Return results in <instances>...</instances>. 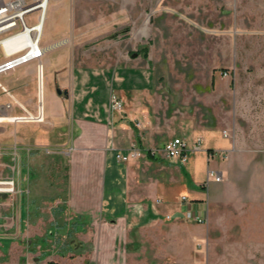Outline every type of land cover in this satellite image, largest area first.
<instances>
[{
	"label": "rangeland",
	"instance_id": "obj_1",
	"mask_svg": "<svg viewBox=\"0 0 264 264\" xmlns=\"http://www.w3.org/2000/svg\"><path fill=\"white\" fill-rule=\"evenodd\" d=\"M39 44L41 57L0 74V115L34 117L0 121V264H88L96 252L99 234L69 209L70 100L57 94L63 106L36 119L38 65L47 106L56 57L68 70L139 66L161 131L185 120L229 139L207 191L202 264H264V0H49Z\"/></svg>",
	"mask_w": 264,
	"mask_h": 264
},
{
	"label": "crops",
	"instance_id": "obj_2",
	"mask_svg": "<svg viewBox=\"0 0 264 264\" xmlns=\"http://www.w3.org/2000/svg\"><path fill=\"white\" fill-rule=\"evenodd\" d=\"M60 58L47 70V106L42 79L39 107L43 117L54 116L63 103L53 86L67 81L75 131L66 171L69 209L99 234L88 264H202L206 223H190L183 213L190 209L207 217V191L216 184L208 170L221 172L218 158L231 141L216 129L185 120L161 131L159 122L151 121L156 103L152 77L139 66L68 70L59 66ZM111 93L123 111L112 107ZM172 137L185 141L184 161L156 153ZM130 143L141 148L144 158L118 161L115 152L126 151Z\"/></svg>",
	"mask_w": 264,
	"mask_h": 264
},
{
	"label": "built area",
	"instance_id": "obj_3",
	"mask_svg": "<svg viewBox=\"0 0 264 264\" xmlns=\"http://www.w3.org/2000/svg\"><path fill=\"white\" fill-rule=\"evenodd\" d=\"M31 4L32 3L29 2V0H0V42L2 39L15 35L21 32L26 26H29L26 21V15L29 12L36 10L32 8ZM37 21H38V15H37ZM0 51L3 56V59L0 61V74L13 70L16 67L33 59H38L43 54L38 50L32 54H28L24 50L23 51L17 50L15 52L5 53V51L1 46V43H0ZM0 88L5 90V86L1 82H0ZM110 102L114 109L120 112L123 111L122 102L116 96L115 93L110 94ZM161 150L167 157H177L181 161H184L186 158V154H185L186 143L180 137H172L164 141ZM156 151H159V149H156ZM143 152L145 151L143 150ZM142 155H143L142 150L136 143H130L126 151L118 150L115 152L116 159L118 161H123V162L138 159ZM220 155L222 156V153H220ZM208 176L212 177L214 181H217L221 177V172L218 170L209 169ZM4 183L12 184L11 181H5ZM6 190H9V188L7 187ZM181 199L186 200V196L183 195ZM183 217L186 221L192 223L206 222V217L190 209H186L184 211Z\"/></svg>",
	"mask_w": 264,
	"mask_h": 264
},
{
	"label": "bare ground",
	"instance_id": "obj_4",
	"mask_svg": "<svg viewBox=\"0 0 264 264\" xmlns=\"http://www.w3.org/2000/svg\"><path fill=\"white\" fill-rule=\"evenodd\" d=\"M49 0H34L31 4L32 8L38 9V21L33 23L32 25L26 26L21 32L12 35L8 38H4L1 40V46L5 53L15 52L17 50H24L28 54H32L35 51H43L46 47H42L39 44V40L42 34L43 25L46 16V10L48 6ZM39 95L41 94V82H42V68L39 64ZM42 117V110L39 107V114L36 117L37 120L41 119ZM23 118H34L33 116L29 117H19L13 115H0V121H14L16 119H23Z\"/></svg>",
	"mask_w": 264,
	"mask_h": 264
},
{
	"label": "water",
	"instance_id": "obj_5",
	"mask_svg": "<svg viewBox=\"0 0 264 264\" xmlns=\"http://www.w3.org/2000/svg\"><path fill=\"white\" fill-rule=\"evenodd\" d=\"M56 92L59 93V94H60L61 92L64 93V94L67 93L66 90H61L60 88H57V89H56Z\"/></svg>",
	"mask_w": 264,
	"mask_h": 264
},
{
	"label": "trees",
	"instance_id": "obj_6",
	"mask_svg": "<svg viewBox=\"0 0 264 264\" xmlns=\"http://www.w3.org/2000/svg\"><path fill=\"white\" fill-rule=\"evenodd\" d=\"M143 56L146 57V52H145V50H143ZM149 153H150L149 150H148V151H145V154H149ZM52 264H55V263H52Z\"/></svg>",
	"mask_w": 264,
	"mask_h": 264
}]
</instances>
